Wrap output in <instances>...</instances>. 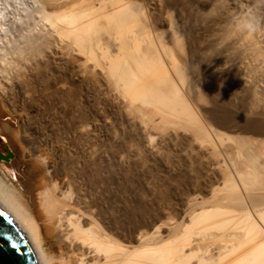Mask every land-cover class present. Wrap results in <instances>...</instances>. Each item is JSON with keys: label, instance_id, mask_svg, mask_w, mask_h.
<instances>
[{"label": "bare ground", "instance_id": "6f19581e", "mask_svg": "<svg viewBox=\"0 0 264 264\" xmlns=\"http://www.w3.org/2000/svg\"><path fill=\"white\" fill-rule=\"evenodd\" d=\"M1 162L40 264H264V0H0Z\"/></svg>", "mask_w": 264, "mask_h": 264}, {"label": "water", "instance_id": "95a60500", "mask_svg": "<svg viewBox=\"0 0 264 264\" xmlns=\"http://www.w3.org/2000/svg\"><path fill=\"white\" fill-rule=\"evenodd\" d=\"M0 264H40L27 236L1 207Z\"/></svg>", "mask_w": 264, "mask_h": 264}, {"label": "rangeland", "instance_id": "374dc122", "mask_svg": "<svg viewBox=\"0 0 264 264\" xmlns=\"http://www.w3.org/2000/svg\"><path fill=\"white\" fill-rule=\"evenodd\" d=\"M1 138H3V137H1ZM256 138H257V137H256ZM253 139H254V137L252 138V140H253ZM258 139H259L258 141H262V140H260V139H261L260 137H259ZM256 140H257V139H254L253 142L257 143ZM258 143L261 145V142H258ZM258 143H257V144H258ZM257 144H256V146H257ZM258 147H259V146H257V148H258ZM256 151L258 152V149H256ZM256 151H255V152H256ZM13 153H14V152H13ZM17 160H20V159H19V156L17 155V153L15 152L12 156H10V161H9L10 163H9V165L6 166V167H7V171H11V170H12V171L15 172L17 169H19V168L16 169V168L14 167V166H16V165L13 164V163H15ZM2 164H3V162L0 163V170H1V165H2ZM15 164H16V163H15ZM11 165H14V166H11ZM8 166H10L9 169H8ZM25 166H27V165H25ZM11 167H12V168H11ZM15 169H16V170H15ZM25 169H26V167H24V168H23V167H20L19 171L16 172V173H17L16 175H18V179H19V180H18V184L21 183V182H23L22 184H19V185H23V184H25V183H24V182H25V181H24V180H25V176H24L22 173H20V171L24 173V170H25ZM19 181H20V182H19ZM16 183H17V181H16ZM23 186H24V185H23ZM179 219H180V218H177V219H175L174 221H176V223H177V220H179ZM166 221H167V220H166ZM168 222H169V221H168ZM172 222H173V221H172ZM172 222H171V224H172ZM169 223H170V222H169ZM173 224H175V222H173ZM173 224H172V225H173Z\"/></svg>", "mask_w": 264, "mask_h": 264}, {"label": "clouds", "instance_id": "9594fccd", "mask_svg": "<svg viewBox=\"0 0 264 264\" xmlns=\"http://www.w3.org/2000/svg\"><path fill=\"white\" fill-rule=\"evenodd\" d=\"M10 172V171H9ZM11 173L13 174V178H14V176H15V172L14 171H11Z\"/></svg>", "mask_w": 264, "mask_h": 264}]
</instances>
